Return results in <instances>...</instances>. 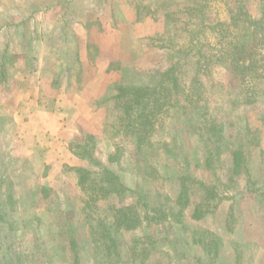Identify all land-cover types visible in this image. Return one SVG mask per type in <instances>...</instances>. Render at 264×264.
<instances>
[{
	"label": "rangeland",
	"instance_id": "rangeland-1",
	"mask_svg": "<svg viewBox=\"0 0 264 264\" xmlns=\"http://www.w3.org/2000/svg\"><path fill=\"white\" fill-rule=\"evenodd\" d=\"M158 2V10L150 13L160 25L144 43L134 44L124 36L110 51L111 61H65L61 66L67 72L74 69L79 82L91 78L102 89L89 94L90 130L76 132L77 124L72 122L71 130L63 134L64 141L71 150L85 134L94 136L95 157L120 176L126 190L100 201L99 209L87 210L74 169L95 167L85 161L46 167L43 156L20 158L9 153L7 133L0 140V264H264V58L259 62L261 78L253 81L243 83L240 75L223 65L215 67L210 77L202 74L203 87L195 89L203 94L199 107H205L201 111L205 117L198 116L191 104L184 109L182 104L170 107L150 147L138 151L135 139L120 126L121 108L113 100L117 85H154L157 74L180 58L186 63L183 79L190 83L196 72V54L200 49L206 51L202 45L221 47L215 33L199 28V20L183 12L192 6L190 0ZM205 3L209 25L231 22L239 5L253 20L264 14V0ZM176 10L181 13L172 17L177 18L174 22L166 18ZM238 37L250 50L252 37L245 31H239ZM191 44L196 48L189 51ZM94 50L97 55L98 46ZM260 50L264 55V47ZM106 63L108 75L96 78L99 64ZM14 64L7 61V75L12 67L15 70ZM36 65L29 61V68ZM7 82L0 99V133L7 125L1 116L2 101L7 103L12 94ZM46 97L53 108L57 93ZM204 120L224 125V140L211 142L201 130ZM235 150L245 156L251 178L243 174L229 184ZM213 186L218 197L206 200L204 188ZM41 187L49 189L48 197L40 193ZM183 190L189 204L184 225L178 226L172 219L181 208L177 202ZM199 205L206 216L196 220L192 216ZM109 208L126 211L114 213ZM99 223L107 228L98 227ZM108 234L115 238V247L104 239Z\"/></svg>",
	"mask_w": 264,
	"mask_h": 264
},
{
	"label": "crops",
	"instance_id": "crops-1",
	"mask_svg": "<svg viewBox=\"0 0 264 264\" xmlns=\"http://www.w3.org/2000/svg\"><path fill=\"white\" fill-rule=\"evenodd\" d=\"M159 4L158 0H0V99L6 79L12 93L7 103L2 101L1 116L7 125L0 140L10 133L9 153L23 159L43 156L46 167L82 164L63 134L71 130L72 122L76 132L90 130L89 94L102 89L91 78L79 82L74 69L67 72L61 66L65 61H111L110 51L124 36L134 44L144 43L160 25L150 13ZM8 60L15 61L9 75ZM29 61L37 67L29 68ZM50 61L58 62L57 67ZM106 66L99 64L96 78L108 75ZM50 92L57 93L53 108L46 97Z\"/></svg>",
	"mask_w": 264,
	"mask_h": 264
},
{
	"label": "trees",
	"instance_id": "trees-1",
	"mask_svg": "<svg viewBox=\"0 0 264 264\" xmlns=\"http://www.w3.org/2000/svg\"><path fill=\"white\" fill-rule=\"evenodd\" d=\"M190 3H192V6L186 7L183 12H187L194 19L197 18L199 20L197 23L199 28L204 27L215 33L220 38L217 45L219 44L221 47L216 49L215 47L202 45L203 48H206V51L203 53L202 49H200L199 53L196 54V72L190 83H185L183 79L184 71L182 66H185L186 63H182L180 58L175 59L164 71L157 74L155 77L157 81L154 85L139 87L116 86V95L113 100L121 108L120 126L126 135L135 139L138 151L145 146H151L152 136L156 132V127L162 124L163 114L168 113L169 111L167 110L170 107H181L182 104L183 108L181 109H184L186 107L190 108L191 104L198 116L205 117V115H201V111L205 107H199L203 100V94L195 89V87L198 89L203 87L200 78L202 74L210 77L215 67L223 65L231 69L233 73L240 75L243 83L261 78V64L259 62L261 61L262 63L264 58V55H262L263 50H260L264 47V14L260 19L253 20L246 8L239 5L237 13L232 15L231 22H218L214 25H209L205 21L204 13L207 8L205 0H190ZM179 13H181L180 10L172 11V13L166 15V18H171L174 22L177 18L172 19V17ZM239 31H245L252 37L253 42L250 50H248L247 43L238 37ZM254 41H257L256 44ZM199 42L204 43L202 41ZM195 48L196 46L191 44L189 51ZM201 130L206 132L211 142L214 139L216 140L215 142L224 140V125L216 120H204ZM96 149L97 145L94 136L87 134L81 140H77L71 147L72 153L77 158L95 167V170L85 167L74 169L79 177V187L86 196L84 204L87 210H91L90 208L93 207L99 209L100 201H106L117 195L121 196L123 191L126 190L120 176L108 167L101 165L100 161L97 160L95 157ZM231 157L229 184L236 182L243 174L250 179L251 174L243 153L235 150L232 151ZM111 161L114 162L115 160L111 159ZM216 189V186L204 188L205 199H216L218 197ZM48 190L47 187L40 188V193H43V197H48ZM188 204V196L186 191L183 190L177 202V205H180L181 208L172 219L178 226L184 225L183 218H185V210H187ZM200 206L196 207L192 216L193 219H202L206 216V211L204 212ZM109 209L110 212L113 211L114 213L126 211L125 209L121 211ZM139 218V215L136 214V219ZM102 225V223H99L98 227L107 228V226L103 227ZM106 232L107 230H105L104 234ZM104 239L115 247V238L111 234L104 235ZM107 250L110 251V247Z\"/></svg>",
	"mask_w": 264,
	"mask_h": 264
}]
</instances>
